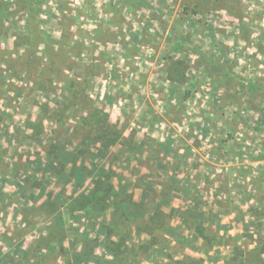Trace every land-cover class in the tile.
Listing matches in <instances>:
<instances>
[{"label": "rangeland", "instance_id": "rangeland-1", "mask_svg": "<svg viewBox=\"0 0 264 264\" xmlns=\"http://www.w3.org/2000/svg\"><path fill=\"white\" fill-rule=\"evenodd\" d=\"M257 253L264 0H0V264Z\"/></svg>", "mask_w": 264, "mask_h": 264}, {"label": "crops", "instance_id": "crops-1", "mask_svg": "<svg viewBox=\"0 0 264 264\" xmlns=\"http://www.w3.org/2000/svg\"><path fill=\"white\" fill-rule=\"evenodd\" d=\"M223 71H225V70H223ZM226 72V71H225ZM177 155V154H176ZM170 164L172 165V163H169V165H167L166 166V168H169V166H170ZM173 167V166H172ZM172 169V168H171ZM171 187L173 188V185L171 184ZM175 188H178L177 187V185H176V187ZM174 188V189H175ZM139 189L141 190V185H139ZM174 189H171V190H174ZM175 193H176V195L174 196V197H176V196H178L179 194H178V192H176L175 191ZM134 195H135V193H133ZM180 206H178V204H172L171 206H170V211H173V212H171L172 213V215L170 216V223H172L173 221V219H175L176 221V223H177V225H178V223H180V225H182V224H184V222H187V225H189V227H190V225L191 224H188V223H190V221L187 219V216L188 215H186V213L187 212H184V208L183 207H180ZM219 210V209H218ZM179 211V212H178ZM177 212V213H176ZM213 212H215V210L213 211ZM176 213V214H175ZM213 216H216L217 217V215H214V214H212L211 213V218L213 217ZM219 223L221 222L220 220L218 221ZM170 223H169V226L171 227V232H175L176 230H174L173 228H174V226L175 225H173V223H172V225H170ZM175 223V224H176ZM176 226V227H178L179 229H182V227L181 226ZM238 225V224H237ZM216 226H217V224H216ZM175 227V228H176ZM212 227H213V225H212ZM169 228V227H168ZM223 229V228H222ZM221 227H220V230H218V236L219 235H221L222 233H221ZM188 232H190V233H192L189 229H188ZM184 233H183V231H182V235H183ZM226 234H228V232L226 233ZM185 236V235H184ZM195 236L193 235V238H191L192 239V241L193 242H198L199 243V241H197V239H195L194 238ZM196 247H197V244H196ZM187 249H184V251H186Z\"/></svg>", "mask_w": 264, "mask_h": 264}, {"label": "trees", "instance_id": "trees-1", "mask_svg": "<svg viewBox=\"0 0 264 264\" xmlns=\"http://www.w3.org/2000/svg\"><path fill=\"white\" fill-rule=\"evenodd\" d=\"M30 30V28H29V25H28V31ZM55 47L56 48H58V49H60V45L59 44H56L55 45ZM177 70H179V72H181V67H178V68H176ZM218 69H220V68H218ZM103 132V131H102ZM151 221H149L148 222V224H146V226L148 227V228H150V226H151ZM147 227H144V228H147ZM141 230H143V228L142 227H139ZM147 233H149L150 234V232H147ZM85 251V248L83 249V252ZM84 255H85V257L87 258V259H90V260H93V259H95L93 256H91L88 252H86V253H84ZM242 256L240 255V256H235V257H233V258H231L230 259V262L229 263H226V264H237L238 263V259L239 258H241ZM244 259V258H243ZM184 261H176L175 263H172V264H202L201 263V261H199V260H194V259H191L190 257H187V258H185V259H183ZM247 259H244V263L245 264H247ZM250 263L252 262L253 264H264V260L261 258V255H260V253H257V254H255V257H253V259L252 258H250ZM243 264V263H242Z\"/></svg>", "mask_w": 264, "mask_h": 264}]
</instances>
